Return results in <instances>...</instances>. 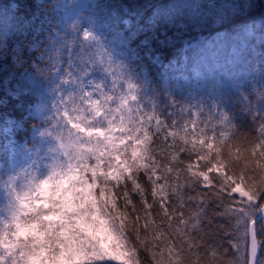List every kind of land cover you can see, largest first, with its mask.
I'll return each instance as SVG.
<instances>
[{
	"label": "trees",
	"instance_id": "16d2710c",
	"mask_svg": "<svg viewBox=\"0 0 264 264\" xmlns=\"http://www.w3.org/2000/svg\"><path fill=\"white\" fill-rule=\"evenodd\" d=\"M59 1L0 0V192L9 179L8 140L14 139L17 148L29 145L33 126L40 124L30 114L32 107L46 96L49 74H38L36 65L43 62L52 67L56 61L62 68L75 65L84 46L85 32L114 55L133 91L143 90L150 95L155 104L154 116L170 126L168 131L183 136L181 127L196 119L198 131L218 135L223 132L224 116L230 142L243 148L244 142L259 136V129L264 126L263 35L256 48L248 44L235 62L223 64L225 69L218 79L204 80L202 91L206 97L209 90L218 91L215 109L209 100L204 101L194 116L187 91L167 87L164 72L181 66L184 56L200 55L201 49L207 47L199 42L201 36L210 39L219 59L225 60L244 27L264 19V0H99L75 10L66 19L58 15ZM195 42L199 43L193 45ZM187 45L190 47L185 48ZM190 77L198 82L193 72ZM133 113V117L142 116L143 111L138 107ZM8 122L14 125L11 136L4 132ZM151 127L150 148L161 171L165 164L186 168L189 162H196L195 155L187 151L179 153L182 164L172 161V139L165 144L164 130L157 136L155 121ZM180 143L177 137L176 144ZM168 175L170 184L175 185L176 174ZM141 183L146 189L149 187L146 180ZM179 183L185 186L172 201L184 214L185 223L177 226L183 229L185 243L191 241V247L178 258V264H185V260L190 264H247L246 224L264 205V188L256 192V207L250 210L238 197L204 187L184 173ZM168 191L171 194V188ZM155 212L156 209L153 218L159 225ZM163 229H167L166 224ZM256 238L261 242L259 264H264L262 224L256 228ZM138 258L140 264H155L151 253L143 248L138 250Z\"/></svg>",
	"mask_w": 264,
	"mask_h": 264
},
{
	"label": "snow or ice",
	"instance_id": "6c2138e0",
	"mask_svg": "<svg viewBox=\"0 0 264 264\" xmlns=\"http://www.w3.org/2000/svg\"><path fill=\"white\" fill-rule=\"evenodd\" d=\"M89 38L85 32L84 39ZM36 71L47 76L52 68L42 62ZM96 90L100 91L99 85ZM100 97L93 99L81 84L78 93L59 97L51 117L42 107L32 110L31 118H44L45 123L59 116L57 125L62 123L67 134L61 130L56 137L59 143L49 148L52 162L44 174L32 176L25 171L22 178L17 175L5 182L13 187L8 189V216L0 226V264H140L141 248L151 253L155 264H178L191 247L177 226L185 223L184 214L172 201L185 186L179 183L181 173L218 193L249 202L264 188V126L241 148L230 142L228 132L208 136L198 131L195 120L185 123L184 135L179 136L154 115H128L127 96L120 97L115 109L106 107L111 96L100 91ZM136 99L131 95V100ZM153 121L157 136L164 130L165 144L172 139V161L182 164L179 153L187 151L196 162L186 168L165 164L161 171L150 148ZM33 133L51 135L47 129L40 131L39 125L33 126ZM171 173L176 174L175 185L170 184ZM252 247L255 250V241Z\"/></svg>",
	"mask_w": 264,
	"mask_h": 264
},
{
	"label": "rangeland",
	"instance_id": "374dc122",
	"mask_svg": "<svg viewBox=\"0 0 264 264\" xmlns=\"http://www.w3.org/2000/svg\"><path fill=\"white\" fill-rule=\"evenodd\" d=\"M94 1L99 0H60L57 10L58 15L62 19H66L73 13H76L79 9H85L88 3L93 4ZM70 5V6H68ZM65 6H68L67 9ZM75 10H77L75 12ZM57 37V34H53ZM261 35L264 36V19L256 20L249 23L243 29L241 35L238 36V43L233 45L229 50L225 60H220L218 51L213 50L212 41L210 39H200L207 47L201 49L200 55L192 54L190 56L183 57V63L178 68H168L165 74V82L167 87L171 85L176 90H186L187 96L192 102V109H194V116L196 111L200 109L201 104L204 101H210L213 109L216 108V100L218 91L209 90L207 92L208 97L203 93V82L207 78L218 79L219 75L224 72L223 64H232L241 55L242 51L248 44L252 45V48H256V45L261 40ZM198 42V43H199ZM197 42L193 45H197ZM186 46L185 48H188ZM113 54L107 53L93 35H90L89 39H84V46L80 56L77 59L75 65L70 68H62L56 61L52 68V72L49 74L46 84V96L43 100L36 103L32 110L36 107H42L45 116L51 117L55 114L54 105L58 103V99L61 95L67 96L69 93H78L80 85L83 84L86 92L92 93L93 99H102L100 97V91L112 97V100L108 101L106 107L115 109L120 103L121 96L128 97V104L126 107L131 108V112L128 115H133L134 109L140 107L143 113L151 115L155 114V104L150 95L143 90L139 92L133 91V88L129 87V82L126 80L125 72L122 69L119 62L113 57ZM103 59V62H101ZM222 67V68H221ZM190 72H193L194 78L198 79V82L192 80ZM71 74V76H69ZM68 80L67 83L62 82ZM173 83V84H172ZM99 85L100 91L96 90V86ZM136 95L135 101L131 100V95ZM67 98V97H66ZM62 107V106H61ZM31 110V112H32ZM223 120L221 127L223 132H227L226 119L221 116ZM40 124V131H47L51 134L49 136L41 137L38 133L31 134V144L22 145L17 148L14 145V139L8 140L10 145L9 153V178L19 175L21 178L25 175V171L32 176H39L46 172V166L51 164V158L49 148L54 144H58L56 139L58 133L62 130L66 136L67 128L61 123L57 125L59 116L52 123H45L44 118L37 119ZM196 121V119H195ZM14 125L12 122H8L4 127V132L11 136ZM70 127V126H69ZM191 127V125H190ZM35 161V163H33ZM9 180V179H8ZM22 183V181H21ZM13 185L3 184V188L0 192V226L2 222L8 216L7 206L9 204V192L8 189ZM16 191L20 190V183L15 185ZM241 201L244 207L254 210L257 201L242 200L238 195L236 196ZM257 211V210H256ZM239 212H243L239 210ZM255 212V211H254ZM252 218L249 219L251 221ZM249 223V222H248ZM250 224V223H249ZM249 224H246L248 229ZM261 242L259 243V248ZM108 264H118L116 261H109Z\"/></svg>",
	"mask_w": 264,
	"mask_h": 264
},
{
	"label": "water",
	"instance_id": "95a60500",
	"mask_svg": "<svg viewBox=\"0 0 264 264\" xmlns=\"http://www.w3.org/2000/svg\"><path fill=\"white\" fill-rule=\"evenodd\" d=\"M264 223V207L257 212L253 222L249 225L248 228V262L247 264H258L260 259V248L258 246L255 230L256 226L262 222ZM255 241V250H253L252 244Z\"/></svg>",
	"mask_w": 264,
	"mask_h": 264
},
{
	"label": "bare ground",
	"instance_id": "6f19581e",
	"mask_svg": "<svg viewBox=\"0 0 264 264\" xmlns=\"http://www.w3.org/2000/svg\"><path fill=\"white\" fill-rule=\"evenodd\" d=\"M202 38H204V39H205V36H201V37H200V39H202ZM187 46H189V47H190V45H187ZM185 47H186V46H185Z\"/></svg>",
	"mask_w": 264,
	"mask_h": 264
},
{
	"label": "clouds",
	"instance_id": "9594fccd",
	"mask_svg": "<svg viewBox=\"0 0 264 264\" xmlns=\"http://www.w3.org/2000/svg\"><path fill=\"white\" fill-rule=\"evenodd\" d=\"M72 2H74V0H72ZM68 6H70V5H68ZM68 6H65V8L67 9Z\"/></svg>",
	"mask_w": 264,
	"mask_h": 264
}]
</instances>
